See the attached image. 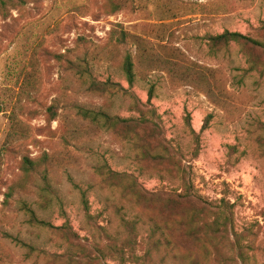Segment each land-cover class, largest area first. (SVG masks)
I'll return each mask as SVG.
<instances>
[{
  "label": "rangeland",
  "instance_id": "obj_1",
  "mask_svg": "<svg viewBox=\"0 0 264 264\" xmlns=\"http://www.w3.org/2000/svg\"><path fill=\"white\" fill-rule=\"evenodd\" d=\"M22 1L5 17L0 13V264H121L115 255L94 251V244H107L106 238L119 246L131 240L122 248L126 259L130 253L140 258L149 253L154 264L173 263L166 241L174 239L163 213L132 209L96 174L108 167L133 177L146 193L180 192L179 181L136 158L128 140L102 131L77 143L70 149L75 165L49 180L45 209L36 204L40 178L19 187L23 157L63 151L61 124L74 118L73 105L135 119L137 103L156 111L161 136L187 167L195 194L208 203L224 198L234 206L235 231L251 233L245 241L255 260L251 264H264V77L243 75L246 65L237 46L212 57L204 40L224 31L260 37L264 0H118L117 11L110 0ZM118 25L152 54L220 69L226 90L238 96L230 111H240L239 117L228 120L197 88L172 83L155 66L136 65L130 86L119 68L129 47L110 54V33ZM77 65L86 67L95 82L113 87L89 91ZM51 105L57 113L53 121L47 112ZM24 203L39 221L59 230L29 224ZM161 234L166 240L154 246ZM221 252L232 254L228 247Z\"/></svg>",
  "mask_w": 264,
  "mask_h": 264
},
{
  "label": "trees",
  "instance_id": "obj_2",
  "mask_svg": "<svg viewBox=\"0 0 264 264\" xmlns=\"http://www.w3.org/2000/svg\"><path fill=\"white\" fill-rule=\"evenodd\" d=\"M108 2L110 6H113L114 11L120 9L121 3L118 0ZM22 3V0H0V13L5 17L7 9L13 10ZM258 32L261 36L257 38L229 31L214 36L206 35L204 40L208 54L212 57L218 56L219 53L227 54L230 47L235 45L240 49L246 65V68L242 69L243 75L257 74L264 77V23ZM110 44L113 49L110 51L111 55L114 50L121 47L130 49L124 53L119 64L122 75L130 86L134 84L137 76L136 65L139 67L155 66L153 69L159 68L166 72L172 83L186 84L197 88L209 102L224 110L222 112L228 120L234 121L239 117L240 111H230L238 96L226 90L220 69L204 67L194 62L185 63L181 58L170 60L162 55L152 54L145 49L143 41L139 37L123 30L119 25L111 30ZM135 58L138 59V62L137 60L134 62ZM75 68L82 82L88 80L86 84H88L89 91L103 93L113 87L110 83L95 82L90 78L87 68L83 65H77ZM149 68L151 70V67ZM240 83L239 80L238 84ZM151 98L152 91H149V100ZM136 108L139 118L121 119L102 110H90L77 104L73 105L74 118L65 117V122L63 125L61 124L63 151L52 154L44 153L37 159L23 157L20 163L22 180L19 187L25 188V185L21 184L32 177L40 178L43 187L39 189L40 200L36 204L37 208L45 209L49 203L47 190L50 188L51 176H55L54 174L60 170L65 171L72 168L76 163L70 149L99 132H110L131 142L136 158L161 167L172 178L179 181L180 192L175 190L172 193L149 194L143 191L131 176L112 172L108 167L100 168L96 172L108 191L128 203L132 209L137 208L142 212L154 209L158 213H163L162 216L168 219L169 237L174 239L172 243L166 241V244L170 246L172 264H209L210 261H213L214 264H251L252 261L255 262L248 253L250 245L245 243L251 236L249 229L243 228L241 231L234 229V206L224 198L215 203H208L197 196L187 167L177 160L176 153L161 136L156 111L152 107L148 109L147 106L139 103ZM53 111H55L54 105L47 108L51 121L55 120L57 116V113H52ZM2 112L0 105V113ZM15 128L16 123H13V132ZM11 134L7 137V143L10 142ZM257 142L261 144L260 137ZM14 188L9 189L5 200L11 196L10 192ZM22 210L28 216L29 224L50 230H59L49 223L39 221L35 212L27 204H23ZM124 225L129 230H133L132 225L126 221ZM230 236L233 241L230 240ZM161 238L158 239V243L154 242V246H160L162 240H166L163 234H161ZM106 240V245L94 244L96 253L115 255L121 264H126V262L128 264H154L149 253H146L143 258L136 257L134 253H130L127 259L124 258L125 254L122 248L130 246V239L120 246L115 241L107 238ZM226 247L231 250V255L221 252ZM192 249L204 251L206 254L204 256L193 255ZM85 258L90 260L88 255Z\"/></svg>",
  "mask_w": 264,
  "mask_h": 264
}]
</instances>
